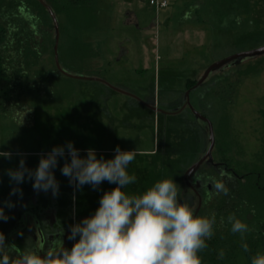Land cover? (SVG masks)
<instances>
[{"label": "rangeland", "instance_id": "1", "mask_svg": "<svg viewBox=\"0 0 264 264\" xmlns=\"http://www.w3.org/2000/svg\"><path fill=\"white\" fill-rule=\"evenodd\" d=\"M7 1L11 0L0 3ZM150 1L84 0L93 9L97 24L82 30H74L68 23L67 10L80 21L82 13L68 7V0L53 1L62 36L58 45L61 71L53 57L56 31L48 18L51 40L46 53L28 67L29 82L16 89L18 97L0 78V103L13 104L17 100L8 109L0 106V152L16 153L10 158L0 156V191L4 196L14 188L27 192L34 182L27 174L23 183L10 180L8 170L18 169L22 158L26 167L35 171L42 155L68 142L82 158L91 148L98 159L105 160L114 158L119 146L121 151L138 153L127 169L137 180L123 189L126 194L139 195L158 181L173 179L178 201L191 207L195 215L199 199L186 185L184 176L209 147L208 126L195 113L212 123L215 135L212 160L190 179L192 184L201 185L203 217L211 216L225 200V194L215 193L211 184L212 180L222 179L221 169L240 179L262 171L255 159L263 139L264 55L229 64L212 72L198 87L197 83L215 63L264 46V0H167L164 9ZM79 4L76 2L77 7ZM74 39L82 45V53L70 59ZM26 55L31 59L33 53L27 51ZM40 69L49 74H37ZM66 75L99 79L117 91L103 82ZM188 90L192 92L187 98ZM187 99L191 110L182 109L168 118L163 115L179 109L181 103L188 105ZM142 105L154 110L147 114V121L140 119L146 113ZM70 160L65 147V156L58 157L53 169L58 195L53 196L50 190L51 197L40 199V203L47 207L51 204L56 210L57 229L41 221L35 226L25 221V230L17 234L16 228L23 227L19 224L21 217L27 220L32 210L18 216L4 210L8 219L0 228L6 223L13 229L6 245L14 244L20 252L35 249L41 255L50 247L63 245V235L70 232L71 226L94 215L103 194L116 187L104 181L95 190L87 184L76 188L61 173L64 163ZM229 206L231 212L218 216L213 236L205 241L207 247L198 252L201 264H251L257 253L264 254V235H258L264 213H260L259 221L256 217L250 222L245 204L236 201ZM230 216L253 225L243 234L233 233ZM58 226L62 229L59 241H49ZM75 242L69 240L68 249ZM243 244L248 245V251ZM5 251L19 258V253Z\"/></svg>", "mask_w": 264, "mask_h": 264}, {"label": "clouds", "instance_id": "2", "mask_svg": "<svg viewBox=\"0 0 264 264\" xmlns=\"http://www.w3.org/2000/svg\"><path fill=\"white\" fill-rule=\"evenodd\" d=\"M65 147L71 160L64 163L61 173L69 178L70 184L74 183L78 189L87 184L95 190L107 181L116 187L103 194L94 215L71 226L68 239L76 241L71 249L61 244L50 247L43 255L35 249L20 252L14 244L6 245L0 233V264H201L198 252L207 247L205 241L213 236L215 214L211 218L194 215L191 207L178 201V187L173 179L158 181L139 195L126 194L123 189L137 180L127 171L138 155L136 150L121 151L117 146L114 158L105 160L98 159L90 148L82 158L73 143L68 142L42 155L35 171L28 169L22 158L18 169L8 170L10 180L23 183L27 174L29 179H34L35 191L51 190L53 196L58 195L59 184L53 169L57 167L58 157L65 156ZM2 155L10 158L8 153ZM220 176L221 180L211 181L212 190L227 195L224 181L231 177L223 169ZM18 191L14 188L10 195ZM0 219H8L3 209ZM229 220L233 233L249 230L235 216ZM242 247L249 250L247 244ZM6 249L13 255L19 253V258L10 257ZM219 257H224L223 251ZM251 264H264V254L257 253Z\"/></svg>", "mask_w": 264, "mask_h": 264}, {"label": "trees", "instance_id": "3", "mask_svg": "<svg viewBox=\"0 0 264 264\" xmlns=\"http://www.w3.org/2000/svg\"><path fill=\"white\" fill-rule=\"evenodd\" d=\"M53 1L43 0L56 13L58 9ZM68 1V7L71 6L76 11L78 10L83 16L82 21L79 20L80 17L78 16L72 18L70 13H68L69 8L68 10L66 9L67 21L74 30L90 29L96 26L97 19L94 11L84 0ZM76 2L80 3L78 7ZM48 18L52 21L48 11L41 5L39 0H11L0 3V78L3 79V82L9 84V88L17 93V97L19 93L16 89L25 87L26 83L29 82L28 67L34 65L46 53L47 44L51 40V29L48 28L47 23ZM80 50H82V45L79 44L78 39H74L69 51L70 59L75 58L77 54H81L82 51ZM27 51L33 53L31 59L27 58ZM37 74L43 76L49 73H46L44 69H40ZM38 92L39 90H37L36 94ZM15 103L17 104V100L13 104ZM13 104L6 101L3 104L0 103V106L8 109ZM261 120L263 123V139L261 149L256 155L255 164L257 167L260 166L262 171H253L242 179L235 178L232 175L231 179H225L224 182L228 188V193L225 195V200L220 207H215L214 209L215 221L221 213L231 212L229 205L236 201L245 204L251 219L250 222L256 217H258L259 221L260 215L264 213V111L261 112ZM227 174L229 175V173ZM241 195H245V197ZM236 205L237 203H235L233 209L236 208ZM238 208L240 209L241 207L239 206ZM203 212L204 208L202 207L197 216L203 217ZM211 216L208 218H211ZM252 225V223L248 224L249 227ZM259 228L260 232L258 235H264L262 233L264 231V222L262 220L259 221Z\"/></svg>", "mask_w": 264, "mask_h": 264}, {"label": "water", "instance_id": "4", "mask_svg": "<svg viewBox=\"0 0 264 264\" xmlns=\"http://www.w3.org/2000/svg\"><path fill=\"white\" fill-rule=\"evenodd\" d=\"M39 2L41 3V5L48 11L52 21H53V24H54V27H55V31H56V38H55V45H54V59H55V63H56V67L59 71H61L60 69V63H59V56H58V45H59V38H60V32H59V25H58V21L56 19V16L54 14V12L52 11V9L47 6L43 0H39ZM264 55V46L259 48V49H256V50H253V51H249V52H245V53H240V54H237V55H234V56H231L223 61H220L218 63H215L214 65H212L211 67H209L206 72L204 73L203 77L201 78V80L197 83V87L200 86L201 84H203L208 76L212 73V72H215V71H218L226 66H228L229 64H237V63H240L242 62L243 60L247 59V58H254V57H258V56H262ZM65 75V74H64ZM67 76V75H66ZM69 78H73V79H85V80H93V81H97V82H103V81H100L99 79H86V78H80V77H72V76H67ZM103 84L107 85L108 87H110L112 90H115L117 91L116 89H114L112 86L106 84L105 82H103ZM119 92V91H118ZM125 94V93H124ZM189 96V91L187 93V97ZM195 116L205 122L208 126V132H209V147L207 149V152L203 155V157L196 163L194 164L185 174L184 176V181L186 183V185H190L189 183V180L192 179L193 175L195 172L198 171V169L207 161V160H212V152L214 150V147H215V135H214V128H213V125L212 123L204 116L198 114V113H195ZM201 203H202V200L201 198L199 197V206H198V209L195 213V215L198 214V211L200 210V207H201ZM30 215L32 217H35V215L33 213H30ZM37 224H39V220L37 219L36 220ZM68 232H66V237L64 239V244H63V247L66 248L67 247V243H68Z\"/></svg>", "mask_w": 264, "mask_h": 264}, {"label": "flooded vegetation", "instance_id": "5", "mask_svg": "<svg viewBox=\"0 0 264 264\" xmlns=\"http://www.w3.org/2000/svg\"><path fill=\"white\" fill-rule=\"evenodd\" d=\"M189 91V93H191L192 91L191 90H188ZM188 98V97H187ZM187 104H188V99H187ZM142 107H143V110L144 111H146V113H145V115H144V117L143 116H141L140 117V119H143V120H146L147 121V119H148V116L149 115H147L148 113H151V112H153L154 113V110H152L153 108H151V107H146V106H144V105H142ZM191 108V106H190V102H189V104L188 105H184L183 103H181V107L179 108V109H170L169 111H167L166 112V114H163L164 116H166L167 118L168 117H173V116H175V115H178L181 111H182V109H184V111L185 110H191L190 109ZM144 111H142V112H138V113H144ZM194 113V112H193ZM213 153V152H212ZM208 161H210V160H207L206 162H208ZM205 162V163H206ZM204 163V164H205ZM203 164V165H204ZM189 183H190V185L188 186V188L193 192V193H195L196 195H197V197H198V199H199V197H200V190H201V185L200 184H196V185H194V184H192L191 182H190V180H189ZM203 190V189H202ZM50 192V190L48 191V192H44V191H39V192H37V191H35L34 192V194L27 200V201H29L28 203H33V206H34V209L32 210V212L31 213H33L34 215H35V217H32L31 215H30V213H28L27 214V216H26V218H27V220L26 219H24L25 218V216H22V219H21V221L19 222V224L21 223V226H25V221H27L28 222V224L29 223H31V225H32V222H31V219H32V221H33V225H37V222H36V220L38 219L39 221H41L43 224H45V225H48L49 226V228L51 227V229H53V228H55V226H53V224H52V221H54V220H52L53 218H52V216L54 215V213L56 212L55 211V209H53V207H52V205L50 204L49 205V209L48 210H45L44 208H42V206L40 205V199H41V197H43V196H45V195H47L48 197L50 196H52V194L51 193H49ZM29 217V218H28ZM48 221V222H47ZM23 227H18V230L20 231V229L21 228H23ZM56 229V228H55ZM29 232H30V230H29ZM60 233V231H58V230H55V232H53V234H54V236H58L59 237V239H60V236H61V234H59ZM52 235V234H51ZM51 235H49V238H48V240L49 241H52V237H51ZM69 235H70V232L68 233V237H69ZM65 237H66V233H65V235H63V244H64V239H65ZM68 244H69V239H68V243H67V247H66V249H68Z\"/></svg>", "mask_w": 264, "mask_h": 264}, {"label": "crops", "instance_id": "6", "mask_svg": "<svg viewBox=\"0 0 264 264\" xmlns=\"http://www.w3.org/2000/svg\"><path fill=\"white\" fill-rule=\"evenodd\" d=\"M151 1H153V0H151ZM162 1H166L167 2V0H162ZM162 1H158V2H162ZM2 154H4V153L0 152V156L1 157L4 156ZM8 154H16V153H8ZM34 192H35V190L33 189L32 186H30V190L27 191V192L25 190L24 191L23 190L22 191L19 190L16 194L7 195V196H4V194H2L1 191H0V209H3V211L4 210L5 211H12V215L15 214V216H18L21 213L25 214V212L27 210H33L34 209L33 203L32 202L28 203L29 201H27L34 194ZM21 193H22V195H21ZM9 204H11V207L8 206ZM40 205L45 210L49 209V207L43 205L42 203H40ZM56 215H57V212H55V217L52 219V220H54V221H52L53 226H56V225L59 224V222H57V220H56ZM3 222H4L3 219H0V226L3 225ZM31 222H32L31 226H35V225H33L32 219H31ZM16 229H17V234H19L18 228H16ZM12 230L13 229H9V226H6V223L4 224V227L0 228V233H3L4 237H6L5 241L8 240L9 233L12 232ZM21 230H25V226L23 228H21ZM58 231H60L59 234L62 233V229L59 226H58ZM58 241H59V237L58 236L52 237V241L51 242L55 243V242H58Z\"/></svg>", "mask_w": 264, "mask_h": 264}, {"label": "built area", "instance_id": "7", "mask_svg": "<svg viewBox=\"0 0 264 264\" xmlns=\"http://www.w3.org/2000/svg\"><path fill=\"white\" fill-rule=\"evenodd\" d=\"M152 5H157V7H159L160 9H164L168 7V3L166 1H162V2H155V1H151Z\"/></svg>", "mask_w": 264, "mask_h": 264}]
</instances>
